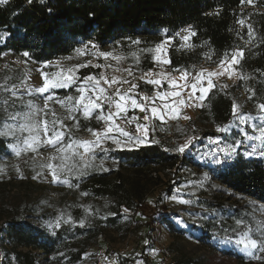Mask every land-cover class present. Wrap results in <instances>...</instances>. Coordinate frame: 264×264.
Returning <instances> with one entry per match:
<instances>
[{
    "label": "trees",
    "instance_id": "16d2710c",
    "mask_svg": "<svg viewBox=\"0 0 264 264\" xmlns=\"http://www.w3.org/2000/svg\"><path fill=\"white\" fill-rule=\"evenodd\" d=\"M240 19L245 20V26L237 23ZM248 24L253 26L255 40L246 45ZM188 26H192L196 35L185 44L176 34ZM166 37H174L168 48L171 61L168 68L172 72L176 68L193 72L198 66H215L226 51L244 49L238 69L251 79H238L226 88L217 85L212 89L197 116L199 121L217 128L232 122L231 109L238 89L246 94L243 111L257 114L255 104L264 101V0H253L252 4L241 3V0H32V3L9 0L7 4H0V56L27 51L32 61H51L73 55L85 42H95L104 51L124 54L135 72L142 74L155 66L152 59L155 53L143 50L154 49ZM133 52L139 58L138 63L131 56ZM86 56H90V52ZM80 72L84 77L98 73L99 69L89 66ZM24 76L22 68L10 74L4 71L0 84H7L9 88L19 85ZM141 87L152 90L145 85ZM249 88L256 93L251 100L248 99ZM55 92L61 97L75 95L73 87ZM4 98H8L7 94L0 97ZM24 100L27 101L28 96L25 95ZM19 103L16 101L17 107ZM5 116L0 109V120ZM80 123L81 129L74 133L78 138L81 132H87L86 127L100 126L95 119L86 121L82 117ZM150 128L159 135L158 139L135 148L112 149L106 156L98 153L96 165L103 158L114 161V168L104 165L108 171L96 167L83 178L71 177L78 188L59 183L65 194L56 213L39 215V222L30 221L23 211L39 209L28 205L18 215L4 221L0 227L3 264H42L37 251L44 252L45 264H82L100 234L108 229L126 231L130 222L123 208L134 209L144 202L152 187L162 180L158 172L174 166L180 159L174 151L177 145L171 144V137H166L172 133L171 124L154 120ZM203 136L222 137L229 144L243 138L236 130L231 133L208 130ZM12 143L15 141L11 138L0 137V159L15 156ZM213 169L219 183L264 206V160L261 157L249 158L238 153L230 163L223 161ZM83 192L88 195L82 196ZM2 212L0 209V215ZM61 214L64 219L60 227H48L49 223L55 224ZM242 214L234 211L231 217L221 221L222 225L218 223L219 218L212 217L199 229L197 237L205 240L232 235L233 224ZM81 219L85 220L83 227L79 224ZM168 227L174 228L171 223ZM177 263L199 264V260L188 257ZM121 264L128 261L123 258Z\"/></svg>",
    "mask_w": 264,
    "mask_h": 264
},
{
    "label": "snow or ice",
    "instance_id": "6c2138e0",
    "mask_svg": "<svg viewBox=\"0 0 264 264\" xmlns=\"http://www.w3.org/2000/svg\"><path fill=\"white\" fill-rule=\"evenodd\" d=\"M9 0H0V4H7ZM43 2V0H41ZM32 3V0H28ZM241 3L252 4L253 0H241ZM49 11H51L49 9ZM218 14V13H216ZM237 23L243 27L245 20L240 19ZM167 31V30H165ZM182 33H187L182 35ZM180 35L183 41H188L190 37L195 36L196 32L192 30V26L181 30ZM248 39L245 44H251L255 40V33L251 24L247 25ZM174 37H166L164 41L155 45L154 49H144L145 52H154L152 59L161 65H168L171 63L161 55L165 51V44L173 40ZM133 43L139 44L140 41ZM91 45V54L93 57L103 58L108 61L109 58L121 61L125 57L114 55L113 52L100 51L95 43L89 42ZM89 44H83L77 47L75 52L78 55H87L89 52ZM30 53L23 52V57L28 58ZM131 56L136 58L137 63L139 58L135 52ZM244 58L243 48H234L231 52H225L218 62V68L214 71L200 70L195 76L186 68H176L173 72L179 73V80L183 83L177 82V78L172 73H160L161 78H151L156 75L149 70L140 77L147 84L153 86H160L162 79L167 80L168 89L164 91H156L154 95L135 92L139 85L127 79L117 76H108L104 71L99 75L88 74L84 77H79L77 72L79 69L85 67H95L104 69L109 67V64H93L91 60L84 63H79L64 67L60 60L55 62L47 61L44 68L55 66L58 71L47 72L43 68L39 69L42 83L39 85H27V80H22L24 85L21 91L15 84L10 88L7 84L0 85L8 98L0 99V109L6 113L3 120H0V137L8 140L11 138L15 143L11 144L16 157H20L24 153L32 152L39 155L41 148L51 149L49 156L46 157V162L40 163L41 171L33 177L36 179L40 175L50 179L52 183H60L68 185L69 187H79L78 184L71 182V177L83 178L89 174L90 169L99 167L103 171L109 169L104 167V159L101 158L99 165L95 164L97 154L104 153L105 156L113 148L115 149H130L139 145H144L147 142L149 128L147 123H140V120L148 122L153 119H159L164 122L165 117L172 120L181 118L183 106L187 107H202L198 103L203 101L206 95L216 87L213 78L227 75L229 79L235 73L238 79H251L250 76H245L238 72L235 66L240 64ZM64 59L71 60L72 57ZM208 59H211L209 56ZM120 69H116L119 71ZM129 76L132 75L131 70L125 69ZM189 77H192L189 80ZM206 81V85H205ZM128 84L127 89H122V85ZM73 87L75 95H68L62 99H57L51 94V90L64 89ZM221 87L226 88L227 85ZM179 89V90H178ZM187 95H184V91ZM250 93L248 99L255 98V91L251 88L247 89ZM199 92L200 95H196ZM37 94L38 97H43V105H39L34 99L24 100V96L29 97ZM47 94V95H45ZM10 98V99H9ZM159 100V104L156 101ZM16 101H19L17 107ZM55 105L63 109L64 114L56 112ZM240 106L237 103L232 104L233 123L238 127L249 124L252 120L251 114H243L239 111ZM257 115L264 121V101L255 104ZM139 110L140 113H147L142 116L129 115L130 111ZM86 121L95 119L98 124H102L100 128L86 127L85 130L90 134L89 139L78 138L74 135L76 131L81 129L80 118ZM185 120L190 119L189 116L183 115ZM65 121H72L69 126ZM134 125V131H130L128 126ZM232 125L218 127L217 132H228ZM251 130L254 133L249 135L247 130L241 129L244 139L248 141H260V154L264 156V126L251 123ZM255 133H258L255 134ZM195 136H188L184 143L179 144L174 151L177 153H185L187 149L193 144ZM214 144H219V141H212ZM244 143V140L234 141L232 144H226L224 147H217L211 150L207 155L213 158V163L220 165L224 159H230L236 153L237 148ZM251 151L247 155L256 154L257 146L253 143L250 145ZM223 153V159L219 154ZM35 159V157H34ZM3 171V169H0ZM19 171V169H17ZM23 178V177H21ZM82 196H87L88 193H81ZM172 200L178 201L181 204H190L191 201L180 198L176 195L171 197ZM151 203V201L149 202ZM123 211L127 213L129 209L124 208ZM63 214L56 218L55 224L49 223L50 228H59L63 220ZM68 219H71L69 217ZM67 222V221H64ZM243 223L242 220H237L236 224L239 226ZM81 227L84 226L85 220L79 221ZM147 243V241L145 242ZM235 244L243 246L245 251L252 253L254 259L264 260V230L260 232L258 238H253L252 229L249 227L246 231H242L239 237L235 240ZM139 264V262H138Z\"/></svg>",
    "mask_w": 264,
    "mask_h": 264
},
{
    "label": "rangeland",
    "instance_id": "374dc122",
    "mask_svg": "<svg viewBox=\"0 0 264 264\" xmlns=\"http://www.w3.org/2000/svg\"><path fill=\"white\" fill-rule=\"evenodd\" d=\"M183 29H187V27L181 30ZM186 34L182 33V35ZM188 41L183 42L187 44ZM84 44H89V42ZM98 48L100 51H104L99 46ZM89 52L90 56L74 53L69 56L72 57L71 60L60 58L51 61L60 60L62 66L68 67L91 60L93 64L110 65L104 69L98 68V73L91 74L99 75L101 71H104L110 77L113 75L123 79L138 77L128 62L127 65L120 66V61L117 62L111 58L105 61L103 58L93 57L90 44ZM105 52H113L114 55L120 54L115 51ZM45 62L47 61H32L23 57V54L4 53L0 56V75L4 71H8L10 74L22 68L25 71L23 80H27V85H39L42 83L39 69L43 68L47 72L60 70L55 66L44 68ZM117 68L120 70L116 71ZM236 68L238 69V66ZM125 69L131 70L132 75L129 76ZM119 73L120 76L117 75ZM77 75L82 78L80 69ZM233 75L236 76V74ZM226 76L220 77L221 85H226L229 82L234 83L238 80V78L236 81L230 79L228 82L229 78ZM16 86L23 91L22 83ZM69 88L54 89L51 90V94L57 99H62L63 97L55 91ZM69 95H74V93ZM5 96L6 93L0 89V97ZM28 99H34L37 104L43 105L42 96L38 97L37 94H33L31 97L28 96ZM235 100V103L240 106L239 111L244 112L245 100L242 99V95H236ZM55 108L58 114H64L63 109L58 105H55ZM137 111H130L129 115H137ZM65 123L71 126L72 121H65ZM164 123L171 124L172 133L166 136L171 137V144L178 146L184 143L188 136H195L196 139L185 153H178L180 159L174 166L158 172L162 180L152 187L144 202L134 209H129L127 213L123 211L128 216L130 227L126 231L108 229L100 234L90 246L82 264H92V257L97 248L115 249L118 257L114 263L117 264H120L123 258L126 261L134 260L135 264L138 262L139 264H160L159 259L164 249H170L178 261H185L186 258L193 257L199 260V264H264V260L254 259L251 252L245 251L243 246L235 244L239 234L249 227L252 229L253 238L260 236V232L264 230V206L257 200L227 188L216 179L213 168L217 164L213 163V158L207 153L217 147L214 148L212 145L205 147L203 134L208 130L216 131L217 127L199 121L198 117L183 121L181 116L180 119ZM129 130L134 131L130 126ZM152 132L150 128L145 144L152 139L159 138V135ZM199 133L202 134V138H198ZM81 138L89 139L91 137L88 132H81ZM50 151L51 149L41 148L39 155L28 152L20 157L11 156L0 159V169H3L0 171V209L3 211L0 215V227L5 219L8 220L18 215L28 205L36 206L39 209L37 212L23 211V214L28 216V220L34 222H39L41 214L56 213L59 210L60 202L65 194L59 187V183L50 182V179L45 178L44 175L33 179L37 172L41 171L39 164L46 162L45 158L49 156ZM219 156L223 159L221 153ZM104 161V165L107 167L114 168L116 166L114 161ZM173 195L190 200L191 203L185 205L174 201L171 199ZM150 201L151 203H149ZM209 204L211 206H208ZM234 211L243 212L238 219L243 223L238 226L237 220L234 222L232 235L215 236L205 240H200L197 237L199 229L212 217L219 218L218 223L222 225L221 221L227 219L229 215L231 217ZM170 223L174 228L168 227ZM146 241L147 243H145ZM0 251H2L1 245ZM256 254L264 255L259 252Z\"/></svg>",
    "mask_w": 264,
    "mask_h": 264
},
{
    "label": "crops",
    "instance_id": "0c3cea01",
    "mask_svg": "<svg viewBox=\"0 0 264 264\" xmlns=\"http://www.w3.org/2000/svg\"><path fill=\"white\" fill-rule=\"evenodd\" d=\"M170 43H171V41H169L167 44H166V48H165V51L162 53V56L163 57H165V58H167L168 59V48H169V45H170ZM117 55H120V56H123V57H125L124 59H122L120 62V66H123V65H127V59H126V56L124 55V54H117ZM238 66V65H237ZM237 66H235V67H237ZM237 71L239 72V70L237 69ZM147 72H149V71H147ZM147 72H144V73H142V74H135V75H138V77H141L142 75H144L145 73H147ZM151 72L152 73H154V74H156V75H153L151 78H161L158 74H160V73H165V74H167V73H172L173 74V76H175L176 78H177V82H178V84L179 83H183L182 81H180L179 80V73H173L169 68H168V65H161V64H159V63H157V62H155V66H154V68H152L151 69ZM235 74V73H234ZM117 75H119L120 76V73L119 74H117ZM118 77V76H117ZM221 77V76H220ZM220 77L218 78V80H220ZM227 77V76H226ZM232 79V81H236V79H237V76H235V75H233V78H231ZM142 85H145V86H147V87H151L152 88V90H148V89H145V88H142V90L141 91H135V92H139V93H143V94H147V95H149V96H152V95H154V93L156 92V91H164L165 90V87L168 85V82H167V80H164V79H162V83H161V85L160 86H153V85H149V84H147L144 80H142ZM141 85V86H142ZM164 85V86H163ZM122 89H127L126 87H125V84L123 85V88ZM179 90V89H178ZM198 95H200V93L199 94H197V96ZM206 97H207V95H206ZM205 97V98H206ZM205 100V99H204ZM204 100L203 101H199L198 103H200V104H202L203 105V103H204ZM156 103L157 104H159L160 102H159V100H157L156 101ZM200 109H201V107H187V106H183L182 107V109H179L181 112H182V117H183V115H187V116H189L190 117V119H188V120H191L192 118L194 119V118H196L197 116H198V114H199V112H200ZM137 113H139V115L140 116H142V115H145V114H147V113H140L139 112V110L137 111ZM243 114H247V113H245V112H242ZM252 116V120L250 121V123H249V129L247 128V124L246 125H241V126H237L235 123H233V121L232 122H230L229 124H227V125H232L231 126V128H230V130L228 131V132H226V133H231V131H233V130H236V131H238L239 133H240V135L244 138V135H243V132L241 131V129H244V130H247L248 131V134L249 135H253L254 133L252 132V130H251V123H255V124H257V125H264V121H262L260 118H259V116L257 115V114H255V115H251ZM154 120H159V119H153V120H150V121H148V122H145V121H143V120H140V123H147L148 124V128H149V130H150V127H151V124H152V122L154 121ZM166 120H172V119H170V118H168L167 116L165 117V121L164 122H168V121H166ZM182 120L183 121H186L185 119H183L182 118ZM160 121V120H159ZM162 122V121H161ZM226 126V125H225ZM132 127V126H131ZM133 128V127H132ZM135 128V127H134ZM128 129H129V126H128ZM255 134H257L258 135V133H255ZM214 140H216V141H219V144L217 145V144H214V143H212V141H214ZM204 146L205 147H208V146H210V145H212V147L214 146V148L215 147H224L226 144H229V143H227L226 141H224L223 140V138L222 137H206L205 139H204ZM256 143L257 144H259L260 145V141H256ZM222 155H223V153H221Z\"/></svg>",
    "mask_w": 264,
    "mask_h": 264
},
{
    "label": "built area",
    "instance_id": "2783aa9c",
    "mask_svg": "<svg viewBox=\"0 0 264 264\" xmlns=\"http://www.w3.org/2000/svg\"><path fill=\"white\" fill-rule=\"evenodd\" d=\"M218 68V65H215V66H207V65H202V66H198L192 73V76H195L197 72H199L200 70L204 69V70H208V71H214V70H217ZM192 77H189V80H191ZM133 83H137L139 85L138 89H136L137 91H141L142 88H141V85H142V80L140 79V77H136V78H129L127 79ZM213 81L215 83V85H219V86H222L220 84V81L218 80V78L214 77L213 78ZM227 81L229 82L230 79H227ZM233 83L232 82H229L227 85L228 86H231ZM205 85H206V81H205ZM125 87L128 88V84H125ZM122 88H123V85H122ZM168 89V85L165 87V90ZM134 90V91H136ZM187 91L188 90H185L184 91V95L186 96L187 95ZM199 94V92L196 93V95ZM236 95H242V99H246V94L245 92L242 90V89H238L236 91ZM137 116H140L139 113H137ZM134 129V125H131ZM130 126V127H131ZM102 127V124H100V126L98 128ZM198 138H202V134L199 133L198 134ZM205 139V137L203 136V140ZM241 140H244V143L242 145H240L238 148H237V151L235 154L232 155V157L230 159H224V162L225 163H230L232 160H233V157L238 154V153H241L243 155H245L246 157H249V158H253L255 156H259L261 157L263 160H264V156H262L260 154V147L261 145L257 144L255 141H248L244 138H242ZM255 144L257 146V152L256 154L254 155H247V153L249 151H251V148H250V145L251 144ZM7 219H5L6 221ZM130 236V235H129ZM37 253L39 254V256L42 258V264H45V260H43L44 258V252L43 251H37ZM116 257H118V253L115 252V249H107V248H97L95 251H94V254H93V257H92V264H117V263H114V261H116ZM122 258V257H121ZM160 264H178V260L175 258V255L174 253L170 250V249H164L161 253V256H160ZM3 261H4V256H3V252L0 251V264H3ZM121 262V261H120ZM121 264V263H120ZM128 264H135V261L134 260H129L128 261Z\"/></svg>",
    "mask_w": 264,
    "mask_h": 264
}]
</instances>
